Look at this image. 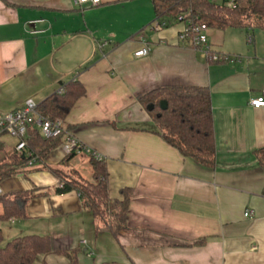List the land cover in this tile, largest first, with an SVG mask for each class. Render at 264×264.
<instances>
[{"label": "crops", "instance_id": "crops-1", "mask_svg": "<svg viewBox=\"0 0 264 264\" xmlns=\"http://www.w3.org/2000/svg\"><path fill=\"white\" fill-rule=\"evenodd\" d=\"M150 0H101L98 7L73 0H0V113L37 105L80 81L86 94L65 127L107 164L111 199L132 197L128 224L118 237L76 192L57 193L53 170L93 179L90 157L69 158L60 146L0 184V197L20 199L25 217L2 219L0 247L24 236H48L51 252L34 264H264V172L255 152L264 148V108L250 100L264 91V39L234 32L225 48L220 30L209 29L213 52L237 57L215 63L179 41L183 25L151 29ZM252 43H248V38ZM145 40L147 57L134 54ZM163 87L206 88L211 94L216 165L184 158L156 133L140 103ZM17 139L0 136V163L16 152ZM249 212V217L244 214Z\"/></svg>", "mask_w": 264, "mask_h": 264}, {"label": "trees", "instance_id": "trees-1", "mask_svg": "<svg viewBox=\"0 0 264 264\" xmlns=\"http://www.w3.org/2000/svg\"><path fill=\"white\" fill-rule=\"evenodd\" d=\"M155 20L176 22L182 13H190L193 23L205 24L210 29L224 31L229 28L240 30H261L264 32V0H234L235 7L211 0H150ZM154 20V21H155ZM86 94L80 81H72L61 91L38 105L37 113L51 121L65 120L76 103ZM157 127L156 133L184 158L194 160L201 166L214 169L216 165V144L211 106V94L206 88L163 87L154 90L140 99ZM167 108L162 109L161 104ZM153 107L152 110H148ZM64 142L63 137L44 138L34 123L27 129L25 150L11 154L0 163V184L20 173L30 160H44L53 150ZM31 154V156H30ZM69 155L63 165L68 166L72 159ZM260 168L264 172V148L255 152ZM93 179L86 180L75 170L68 173L53 170L62 183L58 194L76 192L85 210L92 213L101 223L98 231H106L118 237L127 227L132 192L122 191V200L111 199L109 193L108 170L105 159L98 161L90 157ZM27 193H17L0 197L4 207L2 219L25 217L24 207H19L20 199H28ZM48 236L29 235L16 238L0 247V264H34L41 254L51 252ZM69 257L70 264H78L75 253H62ZM107 264H121L111 262ZM133 264V263H130Z\"/></svg>", "mask_w": 264, "mask_h": 264}, {"label": "built area", "instance_id": "built-area-1", "mask_svg": "<svg viewBox=\"0 0 264 264\" xmlns=\"http://www.w3.org/2000/svg\"><path fill=\"white\" fill-rule=\"evenodd\" d=\"M214 3H224L227 7L234 8V0H211ZM75 6L82 8L83 6L88 7H98L101 4V0H73ZM190 13H182L178 16L176 22L183 25V30L179 34V41L187 45L194 51L204 52L207 59L211 62L221 63V62H235L237 57H232L230 55H224L220 53L213 52L211 46L208 43L207 32L210 29L205 24L193 23L188 18ZM171 22L167 20H155L152 23L151 29L155 31H161L169 27ZM248 43H252V38H248ZM151 49L149 44L143 40L142 47L137 51L134 56L135 58H143L149 56ZM250 105L256 109L264 108V91L262 94L256 98L250 100ZM38 105L32 101L28 100L24 107L12 112L0 113V136L11 135L17 139L16 151L21 152L26 149V136L29 124L35 125L39 129L41 135L46 139H55L58 137H63L64 142L61 147L64 149L67 156L79 152H84L89 157L101 161L104 158L96 153H93L89 148L81 145L77 139H75L65 127L64 121L57 119L51 121L45 117H42L37 113ZM31 156V154H30ZM35 159L29 161L28 165L35 163ZM62 183L57 185L58 189L62 188ZM249 212L247 211L244 216L249 217Z\"/></svg>", "mask_w": 264, "mask_h": 264}, {"label": "rangeland", "instance_id": "rangeland-1", "mask_svg": "<svg viewBox=\"0 0 264 264\" xmlns=\"http://www.w3.org/2000/svg\"><path fill=\"white\" fill-rule=\"evenodd\" d=\"M234 32L239 33V32H242V30L229 28V29H226V30L221 32L222 36H220V37H223V41H225V43H226L225 48H227V49L236 48V44L234 42H230V38H229V36ZM255 37L257 39H259V38L264 39V32L261 30H255Z\"/></svg>", "mask_w": 264, "mask_h": 264}, {"label": "water", "instance_id": "water-1", "mask_svg": "<svg viewBox=\"0 0 264 264\" xmlns=\"http://www.w3.org/2000/svg\"><path fill=\"white\" fill-rule=\"evenodd\" d=\"M162 109H166L167 108V104L166 103H162L161 104ZM153 107H150L148 110H152Z\"/></svg>", "mask_w": 264, "mask_h": 264}]
</instances>
